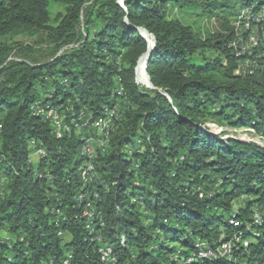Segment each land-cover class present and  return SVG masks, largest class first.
<instances>
[{"label": "trees", "instance_id": "obj_1", "mask_svg": "<svg viewBox=\"0 0 264 264\" xmlns=\"http://www.w3.org/2000/svg\"><path fill=\"white\" fill-rule=\"evenodd\" d=\"M252 1L0 0V38L38 35L48 49L44 62L9 60L37 46L0 42V264H63L68 254L70 264H264V74L236 75L229 47ZM52 2L65 6L57 23ZM177 8L214 29L183 23ZM36 101L67 122L115 112L88 182L91 133L68 124L58 137L31 112ZM208 123L258 138H224ZM33 146L45 151L38 161ZM81 194L104 224L93 233ZM98 236L116 262L101 259ZM235 236L232 260L198 256L203 243L216 249Z\"/></svg>", "mask_w": 264, "mask_h": 264}, {"label": "built area", "instance_id": "obj_2", "mask_svg": "<svg viewBox=\"0 0 264 264\" xmlns=\"http://www.w3.org/2000/svg\"><path fill=\"white\" fill-rule=\"evenodd\" d=\"M253 3L244 7L240 15L233 21L235 28V35L229 44L233 55L236 57L235 74L241 77L255 76L257 74H264V2L252 1ZM66 85H69L66 83ZM33 114L43 116L54 127V132L58 137L69 131L68 124H72L77 129H84L88 133H91L89 137L84 140L82 151L87 155L88 160L83 167L82 176L85 182H88L92 178V175L96 173V159L99 155V150L104 151L107 147L109 135L114 127V115L113 110L106 109L104 116L94 118L93 116L85 115L81 112L80 115L73 114L70 117L69 122L66 121V114L59 108H56L50 104H45L42 101H36L30 108ZM92 128V132L90 131ZM94 134V135H92ZM33 145L35 143H32ZM34 153L32 156L40 157L45 154L43 149H37L33 146ZM95 198H98L96 194ZM77 202L85 208L82 211V217L87 223V228L91 229V233L95 232L97 226L96 222L100 220L101 226H103L100 213L97 211L96 204L90 199H86V195L81 194L77 198ZM255 223L261 225L262 218L258 214L254 217ZM61 234V233H60ZM126 237L122 236V241H125ZM97 240L101 243L99 248L101 259L106 263H114L117 261L114 248L109 244L102 243V238L97 237ZM240 240L239 236H235L230 241L222 243L216 249L209 248L206 243H203L198 253L199 257L210 258H224L232 260V252L235 248V241ZM244 245L247 247L248 242L244 241ZM178 254L175 256L177 259ZM195 259V255L187 260V263ZM71 254H68L63 260V264H70ZM243 264H247L244 262Z\"/></svg>", "mask_w": 264, "mask_h": 264}, {"label": "rangeland", "instance_id": "obj_3", "mask_svg": "<svg viewBox=\"0 0 264 264\" xmlns=\"http://www.w3.org/2000/svg\"><path fill=\"white\" fill-rule=\"evenodd\" d=\"M253 1H261V0H253ZM51 18L53 19V23H57V17L59 15H63L65 13V6L61 3H55L52 2L51 3ZM198 13L190 8H177L174 11L173 16L180 19L183 23L185 24H190L193 25L194 27H202L203 30L205 29H210L213 30L214 29V21L209 20L207 18H203L201 19L198 15ZM144 32V31H142ZM147 35V34H145ZM150 37V36H149ZM38 35L35 37H29V36H25V35H11V36H7V37H1L0 38V42H7L9 44L15 43V42H23L26 44H31V45H35L37 47H34V51L32 52V54H22V52H20L19 50H14V52H12L11 54V58H9V60L15 59V60H22V59H36L38 62H44V60L47 59V54H48V49L46 48V45H37L35 44V40H37ZM205 56L207 58L213 59L216 57V54L213 53V51H205ZM146 60V57H145ZM145 65V64H144ZM141 70L144 68L141 67ZM144 71V70H142ZM145 76H147L145 74ZM142 75V79H145L146 77ZM144 77V78H143ZM147 79V78H146ZM207 125H210L211 130L215 133L220 135L221 132L223 130H226L227 132H229V135L224 137V138H232L235 136H240L245 140H252L253 139H257L258 137H256L254 135V133H248L246 131L240 130L238 132L234 131L233 129L229 128V127H220L218 124H212V123H208ZM37 157L34 158V160H36ZM38 161V160H36Z\"/></svg>", "mask_w": 264, "mask_h": 264}, {"label": "water", "instance_id": "obj_4", "mask_svg": "<svg viewBox=\"0 0 264 264\" xmlns=\"http://www.w3.org/2000/svg\"><path fill=\"white\" fill-rule=\"evenodd\" d=\"M118 3H119L121 6L124 7V0H118ZM142 31H144V32L146 33L145 30H142ZM142 31H141L142 35L148 40V38L146 37L145 33H143ZM148 42H149V40H148ZM152 50H153V47H152V49H149V51H148L146 54H144V55L140 58V60H141L144 56H147V58H149V56H150L151 53H152ZM140 60H139V62H140ZM146 69H147V67H146ZM149 82H150V79H149Z\"/></svg>", "mask_w": 264, "mask_h": 264}, {"label": "bare ground", "instance_id": "obj_5", "mask_svg": "<svg viewBox=\"0 0 264 264\" xmlns=\"http://www.w3.org/2000/svg\"><path fill=\"white\" fill-rule=\"evenodd\" d=\"M146 37L148 38V40H150V37L149 35H146ZM150 42V41H149ZM145 57L147 56H144L141 60H140V66L144 68L142 70H144L146 72V66L144 65L146 63V60H145ZM147 59V58H146ZM148 78V76H146Z\"/></svg>", "mask_w": 264, "mask_h": 264}]
</instances>
